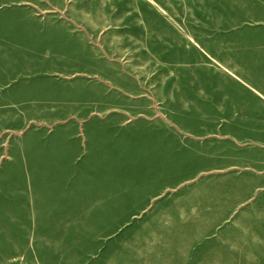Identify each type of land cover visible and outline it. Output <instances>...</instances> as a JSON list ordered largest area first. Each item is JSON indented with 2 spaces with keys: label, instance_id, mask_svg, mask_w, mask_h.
Here are the masks:
<instances>
[{
  "label": "rangeland",
  "instance_id": "1",
  "mask_svg": "<svg viewBox=\"0 0 264 264\" xmlns=\"http://www.w3.org/2000/svg\"><path fill=\"white\" fill-rule=\"evenodd\" d=\"M0 11L70 34L51 45L64 65L23 74L46 76L47 95L0 96V204L22 196L25 213L0 221V264H264V0H0ZM50 135L87 138L55 176L28 150ZM130 185L197 199L199 221L100 223L88 206L87 223L32 222L43 191L95 205ZM209 193L231 207L215 223Z\"/></svg>",
  "mask_w": 264,
  "mask_h": 264
},
{
  "label": "crops",
  "instance_id": "2",
  "mask_svg": "<svg viewBox=\"0 0 264 264\" xmlns=\"http://www.w3.org/2000/svg\"><path fill=\"white\" fill-rule=\"evenodd\" d=\"M69 30L61 24L40 23L34 17L11 16L6 11H0V96L3 100L11 101L12 97H33L47 95L45 88L49 85L46 76L25 78L23 74L46 73L54 70L51 64L64 65L66 63V48L61 45L52 47L58 42H64L69 37ZM70 61V60H68ZM61 69H64L62 66ZM57 132H62V129ZM87 138L80 136H37L32 137L34 147L31 150L33 158L37 160L39 174L57 175L55 169L59 159L76 154ZM27 143V141H26ZM24 148H19L17 158H22ZM38 155V159L34 157ZM60 165V164H59ZM16 176L23 177V168H16ZM18 193V192H17ZM160 190L130 185L126 189L112 188L105 194L101 204H84L81 197L73 195L67 189L47 190L41 192V199L34 206L36 211L34 223L72 222L71 217H79L74 222L87 223L90 215L94 222L100 223H130L134 218L147 217L151 223H194L198 222L201 210L197 199H156ZM81 194V193H80ZM22 195V193H21ZM22 196L16 200L3 201L0 204L1 223H24V203ZM206 211L209 221L215 223L219 217L231 213V207L216 205L215 197L209 193ZM42 218V219H40ZM57 218H59L57 220Z\"/></svg>",
  "mask_w": 264,
  "mask_h": 264
}]
</instances>
